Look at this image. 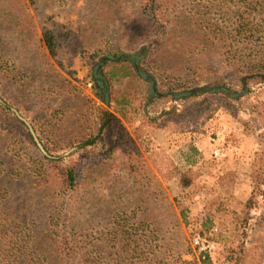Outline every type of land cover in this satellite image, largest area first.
Instances as JSON below:
<instances>
[{"label": "rangeland", "instance_id": "obj_1", "mask_svg": "<svg viewBox=\"0 0 264 264\" xmlns=\"http://www.w3.org/2000/svg\"><path fill=\"white\" fill-rule=\"evenodd\" d=\"M205 1L180 2L186 9L194 4L202 9ZM133 11L129 0H36L33 6L27 0H0V63L6 65L0 70V106L7 113L0 117V169L21 171L13 182L6 173L1 177L7 188L0 207L8 236L17 235L24 248L30 247L37 238L50 241L44 234L53 235L61 224L48 228V203L37 205L47 200L29 187L28 159L37 156L36 151L43 153L36 143L35 151L7 136L1 122L30 133L28 122L46 156L66 164L83 150L72 146L47 151L32 121L56 111L58 119L77 122L86 102L113 112L134 148L110 151L114 141L98 137L87 147L94 150L89 154L88 202L78 208L74 198L63 206L55 201L53 221L62 213H75L95 235L108 234L110 256L105 261L116 250L113 231L122 228L136 238L152 233L149 249H155L156 242L164 244L155 250L158 259L166 257L168 263L180 257L197 264H264V81H248L249 91L237 100L208 88L195 98L170 99L167 86L241 87L239 76L227 68L207 80V58L200 44L178 36L161 54L157 72L147 63L154 43H144L148 48L137 63L152 74V85L136 75L128 61L103 63L99 71L109 79L111 93L109 105L103 104L93 90L91 68L102 54L131 51L136 34L147 26ZM67 19L75 23L73 39L57 58L51 57L40 42V25H61ZM130 160L141 162L146 175L125 171L123 164ZM184 173L191 180L185 188L180 184ZM251 196L255 205L248 210L245 202ZM142 221L148 225L143 232L138 225Z\"/></svg>", "mask_w": 264, "mask_h": 264}, {"label": "trees", "instance_id": "obj_2", "mask_svg": "<svg viewBox=\"0 0 264 264\" xmlns=\"http://www.w3.org/2000/svg\"><path fill=\"white\" fill-rule=\"evenodd\" d=\"M129 1L133 3V13L143 16L147 26L136 34L133 48L129 53L123 54L118 51L116 54H102L91 68L93 90L103 104L109 105L111 94L108 87L109 79L99 71L103 63L110 60L128 61L134 73L152 85L155 82L152 74L141 69L137 63L139 58L140 61L143 59L142 51L148 48L144 43H154V47L147 54V63L157 72L160 71L156 65L161 54L175 43L178 36L185 40H196L200 44V50L205 52L207 58V80L220 74L222 68L224 70L227 68L239 76L238 82L241 87L240 90H235L225 85L199 89L190 85L167 86L164 91L168 93L170 99L176 101L195 98L204 94L205 88H208L209 92L210 90L220 92L237 100L249 91L246 87L248 81H264V0H207L202 9L197 8L195 4L188 9L183 8L181 0ZM27 2L32 6L36 4V0ZM67 20L68 22L61 25L53 23L40 25V42L51 57L57 58L61 48L67 47L73 39L75 23L73 20ZM4 67L6 65L0 63V70ZM171 84L173 83H168ZM151 91L155 93L154 88ZM80 107V118L74 123L58 119L56 111L54 116L42 121L40 117H35L32 121L47 151H58L72 146L83 150L81 157L66 164L37 152L29 132H21L13 123L8 122L5 125L1 122L3 132L7 136L26 143L36 151L37 156L28 159L30 163L25 167L30 176L29 187L32 191L42 193L43 198L47 200L40 201L37 205L45 206L48 203L49 214L45 217L48 228L50 225H58V222L61 228L53 235L50 231L44 234L50 241L45 242L44 239L37 238L31 241L33 243L30 247L24 248L21 245L22 240L19 241L17 235L8 236L0 207V264H197L181 260L180 257L172 259L170 263L166 261V257L158 259L155 249L160 250L165 245L156 242L154 245L156 248L150 250L152 233L147 231L136 238V233L122 228L113 231L112 238L116 240L113 246L117 244L116 250L111 252L114 258L105 261L109 254L106 253V243L110 242L108 234L95 235L85 222H80L75 213L71 215L69 212L62 213L53 221L58 207L54 204L55 201L61 202L60 206H63L66 201L74 198L78 202V208L80 202H88L91 193L88 179L92 170V158L89 154L94 153V150L87 147L94 145L98 137L104 139L108 136L114 141L113 146L109 148L110 151L118 148L117 150L122 152L134 148L126 129L113 112L103 106L92 103L88 105L86 102ZM0 117H7L1 106ZM151 121L155 119L151 118ZM15 155L17 152L11 155L12 163H15ZM122 168L131 176L146 175L139 161L130 160L129 163L123 164ZM2 170L3 168L0 169V204L7 193V188L1 183V177L6 173L8 181L13 182L21 174L19 170L14 171L6 167L4 168L6 171ZM186 176L184 173L180 177L183 188L191 183L190 178ZM254 205L255 201L251 196L245 202V207L250 210ZM142 217L148 219L145 212ZM53 222L56 224H52ZM138 225L142 226V232L148 226L145 221ZM44 235L42 236L45 237ZM153 237L158 238L155 233ZM20 257L25 261L22 262Z\"/></svg>", "mask_w": 264, "mask_h": 264}, {"label": "water", "instance_id": "obj_3", "mask_svg": "<svg viewBox=\"0 0 264 264\" xmlns=\"http://www.w3.org/2000/svg\"><path fill=\"white\" fill-rule=\"evenodd\" d=\"M21 119H22V118H21ZM22 120L25 121L24 119H22ZM25 123L28 125L29 130H30V133H31V135H32V137H33V140L35 141L37 147L39 148V150H40L44 155H46V152H45V150L43 149L41 143L38 141V138H37L36 135L34 134V131H33L32 128L29 126L28 122L25 121Z\"/></svg>", "mask_w": 264, "mask_h": 264}]
</instances>
